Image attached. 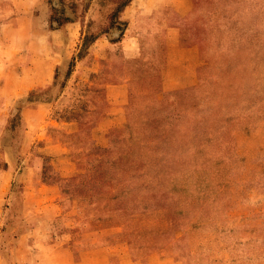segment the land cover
I'll use <instances>...</instances> for the list:
<instances>
[{"label": "rangeland", "instance_id": "obj_1", "mask_svg": "<svg viewBox=\"0 0 264 264\" xmlns=\"http://www.w3.org/2000/svg\"><path fill=\"white\" fill-rule=\"evenodd\" d=\"M124 1L43 0L46 26L65 28L53 38L62 49L54 78L6 102L0 127L19 125V109L30 99L62 97L28 113L33 137L20 153L4 147L16 159L9 169L0 153V264H146L156 256L180 264H264V0H194L182 40L198 45V82L209 84L206 98L183 107L176 127H168L164 109H151L149 89L137 83L126 125L109 131L105 147L92 127L46 137L44 127L56 120L83 122L100 89L90 84L99 57L88 49L95 36L122 29ZM3 15L0 4L6 94L19 86L5 50L18 37L2 27ZM133 158L147 164L121 174ZM94 247L102 249L87 251Z\"/></svg>", "mask_w": 264, "mask_h": 264}, {"label": "crops", "instance_id": "obj_2", "mask_svg": "<svg viewBox=\"0 0 264 264\" xmlns=\"http://www.w3.org/2000/svg\"><path fill=\"white\" fill-rule=\"evenodd\" d=\"M0 4L4 6L5 13L2 27L12 30L14 36L18 37L14 42L7 43L5 49L10 52H5L7 56L11 54L15 63H4L17 69L15 82L19 85L11 93H0L1 114L6 102L12 100L16 103L30 90L46 86L54 78L52 68L58 63L57 52H62V49L53 43V38L63 34L65 28L60 26L50 29L46 26L48 9L43 0H1ZM194 6V0H129L120 11L122 29L117 32L114 30L104 37L97 36L88 49L90 56L99 57L97 68L92 70L94 74L90 84L95 88L100 86V89L90 99L88 110L83 114V122L77 118L64 117L53 125L39 126H46V137L50 138V131L74 135L81 127L91 124L87 127L94 128V137L99 139L96 144L105 146V133L126 125L131 85L137 83L149 89L151 109H164L170 115L168 127H176L186 115L183 107L194 105L201 97L206 98V86L209 84L198 82L201 63L198 45L186 44L182 40L184 21L192 14ZM23 53L28 62L22 58ZM26 68L32 69L28 78L24 77ZM0 82L5 83V77ZM61 97L62 94L52 101L56 103ZM52 101L36 98L27 101L19 109L23 121L19 126L22 127V135L18 144L13 146V153L15 148L20 153V149L33 137L34 125L29 124L26 118L28 113L46 110L54 105ZM5 129V126L0 127V134ZM6 154L10 155L4 153V162L8 163L9 169L16 159H10ZM5 174V167L1 168L0 177ZM47 186L57 189L55 184ZM50 204L52 200L47 203ZM101 249L94 247L87 251L94 253ZM146 264L180 263L174 257L156 256Z\"/></svg>", "mask_w": 264, "mask_h": 264}, {"label": "trees", "instance_id": "obj_3", "mask_svg": "<svg viewBox=\"0 0 264 264\" xmlns=\"http://www.w3.org/2000/svg\"><path fill=\"white\" fill-rule=\"evenodd\" d=\"M129 0H125L123 3H122V8L124 7V5L128 2ZM122 8L120 9V11L122 10ZM97 36H95V38H96ZM94 38V39H95ZM94 39L92 40V42L94 41ZM31 100V99H30ZM82 108H85V107H82ZM19 114H20V112H19ZM22 118H21V120H20V124L19 125H17V126H12V125H7L6 126V129H5V131L3 132V134H2V137H3V139H7V142L6 143H3V147H0V153H2V155L5 153V152H8L4 147L6 146V147H8L10 150H13V146L15 147L17 144H18V142H19V140L21 139V129H22V127H19V126H21L22 125ZM85 122H87V121H85ZM87 126H91V124H87ZM81 127V129L78 131V133L81 131V132H84V130L85 131H87V129L88 128H91V127ZM86 128V129H85ZM112 129H114V128H112ZM111 130V129H110ZM109 130V131H110ZM109 131L107 132V133H105V136L107 137V134L109 133ZM105 137V138H106ZM20 138V139H19ZM106 145H107V143H106ZM105 145V146H106ZM12 146V147H11ZM105 146H101V147H105ZM156 146H158V145H156ZM154 147H155V145H150L149 147H146V148H149L150 149V151L153 153V155L150 157V158H152L153 159V161H154V159H155V152H156V150L154 149ZM45 154V153H44ZM46 155H48V156H52V153L50 152V153H47ZM45 155V156H46ZM128 156V153H125L124 155H121V156H119V158L120 159H126V157ZM129 161H130V163L131 164H133L134 166H128L127 167V169H125L124 171H122V172H120V169H119V172L121 173V174H124L125 172L128 174V175H130V173H132V174H136L137 172H138V169L139 168H141V167H143L144 165H146L147 164V161H142V160H140V161H137V160H135L134 158L133 159H129ZM2 164H3V166H5L6 167V163L4 162V159H2ZM4 162V163H3ZM119 174V173H118ZM104 183V182H103ZM109 185H111L110 183L108 184V186ZM105 186H106V184H105ZM92 188H94V186L92 187Z\"/></svg>", "mask_w": 264, "mask_h": 264}]
</instances>
